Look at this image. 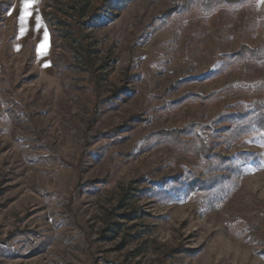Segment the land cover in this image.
<instances>
[{"label": "rangeland", "instance_id": "1", "mask_svg": "<svg viewBox=\"0 0 264 264\" xmlns=\"http://www.w3.org/2000/svg\"><path fill=\"white\" fill-rule=\"evenodd\" d=\"M182 3L36 0L21 32L0 0V264H264V125L225 119L264 106V57L229 58L264 45V2ZM206 146L237 187L171 197Z\"/></svg>", "mask_w": 264, "mask_h": 264}, {"label": "trees", "instance_id": "2", "mask_svg": "<svg viewBox=\"0 0 264 264\" xmlns=\"http://www.w3.org/2000/svg\"><path fill=\"white\" fill-rule=\"evenodd\" d=\"M248 0H207L206 2H200V0H182L183 10L189 9L192 6L203 7L204 12H209L217 6H236L245 3ZM80 8L82 6L80 5ZM63 23V21H59ZM81 16L75 17V21L68 22V25L71 27L68 32L65 33V36L72 42L78 43L83 46V48H88V43L81 33V25H82ZM230 61H243L246 58L249 59H262L264 57V45H258L255 47H251L249 45H242L240 50L236 53H232L229 55ZM89 66V65H88ZM89 70L91 71L92 77L96 82H98V74L95 70L89 66ZM220 73L216 71H211L207 74L208 77H213L214 75ZM211 97L204 96L203 99H209ZM260 100L254 101L252 104H244L237 114H228L225 119L230 120L232 123H236V126L231 129V132L236 136L243 137L250 134V132L254 129L256 124H259L261 127L264 125V119L261 117L264 116V110H262V105L260 104ZM260 113V114H259ZM195 130L194 127L189 128L190 131ZM164 135V134H162ZM179 133L177 132L175 136L165 135L166 139H170V143H172V138H174L173 144H177V138ZM199 146H204V143L198 137ZM159 143H163L162 136L159 138ZM207 146L205 149V161L200 165V170H194L190 173V175L183 176L180 179H176L173 185V195L175 193L178 195L180 191L189 192L191 190L199 189L201 195L205 197V200L210 196L215 199H222L224 196L230 194L237 187L240 176V165L235 162L231 158H227L220 153L210 154V151H207ZM241 155L245 156L246 159L249 157L256 158L254 154H250L246 152ZM247 156V157H246ZM257 159V158H256Z\"/></svg>", "mask_w": 264, "mask_h": 264}, {"label": "snow or ice", "instance_id": "3", "mask_svg": "<svg viewBox=\"0 0 264 264\" xmlns=\"http://www.w3.org/2000/svg\"><path fill=\"white\" fill-rule=\"evenodd\" d=\"M264 2V0H262ZM36 3V0H23V13L20 15V24H21V32L26 31V25L28 23V18L32 16V8L34 4ZM37 23H39L37 21ZM45 40H47V34H45ZM46 44H42L41 48H46Z\"/></svg>", "mask_w": 264, "mask_h": 264}]
</instances>
